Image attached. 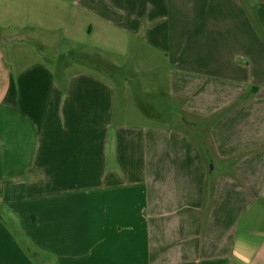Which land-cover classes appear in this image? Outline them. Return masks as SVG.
<instances>
[{"label": "crops", "instance_id": "0c3cea01", "mask_svg": "<svg viewBox=\"0 0 264 264\" xmlns=\"http://www.w3.org/2000/svg\"><path fill=\"white\" fill-rule=\"evenodd\" d=\"M66 15L48 31L118 74L127 51L161 68L207 140L121 121L106 76L0 49V264H264V0H74Z\"/></svg>", "mask_w": 264, "mask_h": 264}, {"label": "rangeland", "instance_id": "374dc122", "mask_svg": "<svg viewBox=\"0 0 264 264\" xmlns=\"http://www.w3.org/2000/svg\"><path fill=\"white\" fill-rule=\"evenodd\" d=\"M74 0H0V49L5 56L11 58V51L16 54H24L31 61H42L58 69L65 65L69 69H86L94 73L106 76L114 87L121 100L117 111L123 112L118 116L126 123L149 122L151 125H170L174 123L180 126L187 124L195 128L198 141L205 143L207 132L204 126L197 120L186 118L181 114L175 104L169 100L163 92L164 87L160 82L162 70L158 68L152 74L148 68L133 67L134 52H126L121 55L120 74L118 70L104 67V61L108 62L110 54L99 49H86V55L82 58L83 47H72L71 41L61 31L50 32L48 26L55 23L56 15L63 13V21L66 26L69 22ZM68 18V19H67ZM64 24V23H63ZM61 25V24H60ZM62 26V27H64ZM91 41V42H89ZM80 44L94 46L92 40L83 38ZM42 43L47 44L48 47ZM42 44V45H41ZM18 52V53H17ZM114 58V56H112ZM150 79V82H147ZM138 81L142 83L141 88ZM125 82V83H124ZM147 82V83H145ZM157 86L152 90H146L151 84ZM126 85V86H125ZM128 88V89H127ZM144 90H141V89ZM148 105L158 112V116L142 115L135 113L139 106ZM190 132V130H187Z\"/></svg>", "mask_w": 264, "mask_h": 264}]
</instances>
